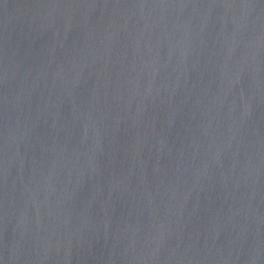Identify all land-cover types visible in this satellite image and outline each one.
<instances>
[{"label": "water", "instance_id": "1", "mask_svg": "<svg viewBox=\"0 0 264 264\" xmlns=\"http://www.w3.org/2000/svg\"><path fill=\"white\" fill-rule=\"evenodd\" d=\"M0 264H264V0H0Z\"/></svg>", "mask_w": 264, "mask_h": 264}]
</instances>
